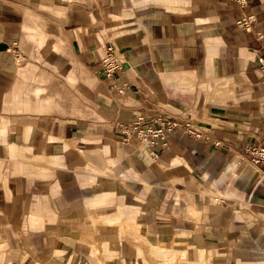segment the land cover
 <instances>
[{
  "label": "crops",
  "instance_id": "0c3cea01",
  "mask_svg": "<svg viewBox=\"0 0 264 264\" xmlns=\"http://www.w3.org/2000/svg\"><path fill=\"white\" fill-rule=\"evenodd\" d=\"M138 116L204 137L143 142L125 132ZM249 144L264 145V0H0V264H264Z\"/></svg>",
  "mask_w": 264,
  "mask_h": 264
},
{
  "label": "built area",
  "instance_id": "2783aa9c",
  "mask_svg": "<svg viewBox=\"0 0 264 264\" xmlns=\"http://www.w3.org/2000/svg\"><path fill=\"white\" fill-rule=\"evenodd\" d=\"M253 18L251 15L242 17L238 20L245 28L250 29ZM101 73L111 82L116 80L115 75L120 72L124 66L122 58L113 45H109L101 57ZM114 85V84H113ZM118 92H121L119 87ZM181 126L185 133L195 138L204 137L202 130L195 127L190 117L179 121L175 118L157 117L147 120L144 116H138L131 125L125 128V132L136 135L143 142L150 144H160L167 147L170 141V135L173 130ZM244 157L254 164H264V145H246L243 148Z\"/></svg>",
  "mask_w": 264,
  "mask_h": 264
},
{
  "label": "rangeland",
  "instance_id": "374dc122",
  "mask_svg": "<svg viewBox=\"0 0 264 264\" xmlns=\"http://www.w3.org/2000/svg\"><path fill=\"white\" fill-rule=\"evenodd\" d=\"M115 170L114 169H109V170L105 171V174H104L103 177L110 178V179H115L114 177H117ZM102 209H103V211H102ZM102 209H100V213L97 214L98 216H100L101 213H105L104 216L107 217V216H110L111 213H114V211H115L114 208H113V206H108V207H105V208H102ZM140 232H142V231H140ZM1 256H3V254Z\"/></svg>",
  "mask_w": 264,
  "mask_h": 264
}]
</instances>
